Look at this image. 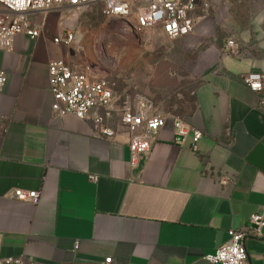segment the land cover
Returning <instances> with one entry per match:
<instances>
[{"label": "crops", "instance_id": "crops-1", "mask_svg": "<svg viewBox=\"0 0 264 264\" xmlns=\"http://www.w3.org/2000/svg\"><path fill=\"white\" fill-rule=\"evenodd\" d=\"M208 1L191 34L169 39L170 55L155 62L139 93L166 125L134 167L120 123L132 101L113 97L112 138L99 132L97 109L84 120L52 111L50 61L85 62L54 38L74 31L82 10L32 14L41 35L19 34L1 52L0 259L210 264L230 229L255 214L264 220V90L242 80L252 72L264 80V0ZM228 40L236 53L225 50ZM176 120L202 133L195 151L191 136L175 143ZM16 190L36 191L37 203L19 201ZM246 249L245 264H264V226Z\"/></svg>", "mask_w": 264, "mask_h": 264}, {"label": "built area", "instance_id": "built-area-1", "mask_svg": "<svg viewBox=\"0 0 264 264\" xmlns=\"http://www.w3.org/2000/svg\"><path fill=\"white\" fill-rule=\"evenodd\" d=\"M93 8L105 18L116 22L127 33L144 35L151 29L160 30L171 40L188 36L195 28V15L210 8L208 0H0V54L11 50L14 38L19 34L37 38L42 27L32 22V14L46 13L58 9ZM74 40L73 31H65L54 42L70 47ZM238 44L234 40L225 43V50L236 53ZM49 84L53 96L52 111L57 117L72 115L84 120L94 109L100 112L93 118L102 136L112 138L117 132L106 121L112 119L114 107V84L89 63L71 65L64 59L49 63ZM242 80L253 92H263L264 80L259 73L243 75ZM8 76L0 70V93ZM142 103H140V102ZM120 123L129 134L130 164L134 167L140 156L152 149L153 137L166 125V119L153 111L152 102L144 96L138 98L133 107L125 106ZM175 143L184 146L192 137L191 148L202 138V133L179 120L173 121ZM225 182V181H224ZM14 197L19 201L37 203L36 191L16 190ZM264 220L261 215H252L248 225L230 229L229 240L218 247L213 255L206 257L210 264H245L248 259L246 239L261 234ZM106 264L111 259L105 260ZM0 264H38L37 261L11 256L0 259Z\"/></svg>", "mask_w": 264, "mask_h": 264}, {"label": "rangeland", "instance_id": "rangeland-1", "mask_svg": "<svg viewBox=\"0 0 264 264\" xmlns=\"http://www.w3.org/2000/svg\"><path fill=\"white\" fill-rule=\"evenodd\" d=\"M77 26L70 45L76 60L108 73L107 78L115 84L114 103L129 100L137 104L155 62L170 55L169 38L155 31L127 33L93 8L82 9Z\"/></svg>", "mask_w": 264, "mask_h": 264}]
</instances>
